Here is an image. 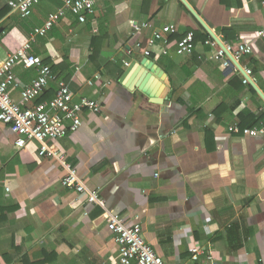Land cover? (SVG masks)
Returning a JSON list of instances; mask_svg holds the SVG:
<instances>
[{
    "label": "crops",
    "instance_id": "obj_1",
    "mask_svg": "<svg viewBox=\"0 0 264 264\" xmlns=\"http://www.w3.org/2000/svg\"><path fill=\"white\" fill-rule=\"evenodd\" d=\"M9 1L0 0V65L61 7L40 0L23 19ZM186 2L232 53L252 48L238 62L264 93L262 0ZM131 21L157 30L174 25L177 33L146 57L135 44L145 45L152 31L136 33ZM189 32L194 51L179 55ZM220 49L181 0H104L87 24L67 14L30 50L76 99L103 106L83 111L79 129L51 145L100 191L108 210L141 226L166 264H194L195 243L220 264H264V136L242 132L264 125V100L235 66L215 58ZM132 63L151 76V95L169 88L163 104L121 82ZM37 77L19 62L7 80L12 99ZM57 87L52 82L28 106L51 100ZM15 142L0 122V264H120L105 210L64 188L65 168L41 157L37 142L24 149Z\"/></svg>",
    "mask_w": 264,
    "mask_h": 264
},
{
    "label": "built area",
    "instance_id": "obj_2",
    "mask_svg": "<svg viewBox=\"0 0 264 264\" xmlns=\"http://www.w3.org/2000/svg\"><path fill=\"white\" fill-rule=\"evenodd\" d=\"M61 4L55 12L49 14L47 21L41 27H36L30 34V39L22 48L10 54L0 65V122L9 126L16 136V146L24 149L31 142L39 144L38 154L41 157H50L57 160L65 168L61 185L64 188L74 190L79 194L87 196V203L101 207L105 210L106 222L114 234L115 242L121 252L120 264H166L164 259L157 254L153 247L147 243L142 234V228L136 224L128 226L123 219L107 209L105 201L100 196L98 189L88 187L79 177L75 168L66 162L65 157L58 154L51 142L64 138L70 132H76L81 126V113L85 110L100 113L102 104L88 97L75 98L74 92L64 81H58L53 73L52 67L44 62L40 57L30 54L32 43L38 37H45L48 33L64 19L67 14L73 15L80 24H87L89 18L95 15L99 2L104 0H56ZM40 0H10L9 7L13 12H17L23 19L32 16L34 8ZM264 4V0H262ZM132 29L139 33L142 30H151V35L147 38L146 44L139 41L135 44L138 49H143L146 57L151 56L154 49L161 42L168 43V35L177 33L174 25L165 26L160 30L153 28L151 23L139 24L130 22ZM259 36L264 38V29L259 32ZM213 42L207 41L206 44ZM195 48V35L189 32L178 42V54L190 55ZM229 52L231 48L226 47ZM252 48L249 45H242L236 53H232L238 61L243 56L251 54ZM167 54V50L163 51ZM225 59V65L231 66L230 60L225 52L220 49L215 57ZM21 62L26 69H35L38 73L37 79L31 84L22 88L18 101L12 99L9 94L8 79L13 76L15 66ZM128 66V63L125 62ZM250 76L251 71L245 70ZM52 82H56L58 87L51 100L29 107L28 104L42 97L49 89ZM245 83L248 81L245 79ZM230 132L238 133L237 126L230 127ZM245 135L264 136V125L252 129H244ZM191 260L194 264H201V258L206 259L205 264H220L213 254L207 253L204 248L195 243L191 248Z\"/></svg>",
    "mask_w": 264,
    "mask_h": 264
},
{
    "label": "water",
    "instance_id": "obj_3",
    "mask_svg": "<svg viewBox=\"0 0 264 264\" xmlns=\"http://www.w3.org/2000/svg\"><path fill=\"white\" fill-rule=\"evenodd\" d=\"M181 1L185 4V6L190 11V13L196 18L199 24L206 29L209 35L218 43L220 48L225 52V54L230 60L231 66H235L239 70V72L244 76V78L248 81V83L255 88V90L264 100V93L257 88L252 78L246 74L245 70L242 68L239 62L234 58L232 53L227 50L226 46L222 43V41L214 34V32L207 26V24L200 18L197 12L186 2V0H181ZM140 68L141 67H139L138 64L132 63L126 70L125 74L123 75L121 82L130 89H133L135 84H138L137 88H139L142 92H145V94H147L148 96H151L152 102L156 104H163L164 101L168 99L169 88L166 86H159L157 91L158 93L151 95L152 93L151 91H148V87H147L148 82L151 81V76L146 72V70L142 71V69Z\"/></svg>",
    "mask_w": 264,
    "mask_h": 264
},
{
    "label": "trees",
    "instance_id": "obj_4",
    "mask_svg": "<svg viewBox=\"0 0 264 264\" xmlns=\"http://www.w3.org/2000/svg\"><path fill=\"white\" fill-rule=\"evenodd\" d=\"M47 64V63H46Z\"/></svg>",
    "mask_w": 264,
    "mask_h": 264
}]
</instances>
